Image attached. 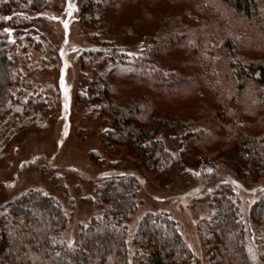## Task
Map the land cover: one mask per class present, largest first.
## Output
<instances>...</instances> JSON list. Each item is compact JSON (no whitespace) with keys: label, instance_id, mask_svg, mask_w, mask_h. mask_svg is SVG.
Returning <instances> with one entry per match:
<instances>
[{"label":"trees","instance_id":"16d2710c","mask_svg":"<svg viewBox=\"0 0 264 264\" xmlns=\"http://www.w3.org/2000/svg\"><path fill=\"white\" fill-rule=\"evenodd\" d=\"M48 1L0 0L2 155L6 141L46 128L55 100L52 93L27 92L12 51L22 39H35L18 34L46 14ZM178 1L145 0L143 10L136 0H86L84 28L121 37L116 42L93 35L92 50L82 54L88 89L77 99L92 121L108 123L101 136L107 154L122 151L156 177L184 175L191 167L206 178L217 163L203 156L226 145L219 162L238 179L264 177V124L256 129L250 123L255 111L264 112V0H187L180 12ZM219 2L241 25H233ZM125 4L134 6L131 13ZM245 38L257 39L250 55L238 47ZM131 83L141 88L130 90ZM189 87L205 102L194 114L169 102L159 109L157 92L183 94ZM163 129L180 135L174 150L159 138ZM138 193L133 174L94 182L85 200L100 214L81 226L77 247L64 239L67 214L53 197L36 188L18 194L0 206V264H193L178 225L165 212L144 214L130 235ZM205 200L198 235L207 264H264V194L249 210L261 230L253 249L234 187L221 183Z\"/></svg>","mask_w":264,"mask_h":264},{"label":"rangeland","instance_id":"374dc122","mask_svg":"<svg viewBox=\"0 0 264 264\" xmlns=\"http://www.w3.org/2000/svg\"><path fill=\"white\" fill-rule=\"evenodd\" d=\"M175 4L180 12L190 2L180 0ZM85 5L86 0H50L46 14L39 17L30 30L23 31V35L18 34V29L13 30L22 38L35 37L27 43H22V39L12 49L20 71L29 83L27 92L52 93L55 100L47 114L44 130H28L18 139L6 141L3 155L0 154V206L28 189L42 190L63 207L68 219L64 239L68 245L77 247L81 226L100 214L96 206L85 200L91 196L94 182L133 174L139 179V204L128 226L130 235L144 214L165 212L178 225L191 251L193 264H207L198 235V223L207 209L205 197L217 185L229 183L240 200L249 246L251 249L256 247L261 240V230L250 220L249 210L264 194V177L238 179L226 162H219V153L229 150L228 145L219 152L203 156V159L217 163L213 174L206 178L191 167L184 175L156 177L139 161L124 157L122 151L111 156L105 152L101 136L109 128L108 123L92 121L77 99V94L88 89V80L83 75L90 76L89 71L85 73L82 68L85 57L82 54L92 50L93 35H99L100 40L111 38L116 42L121 36L101 35L85 29ZM136 6L147 9L145 0H136ZM125 7L131 13L134 6L125 4ZM217 7L230 15L231 20L233 18V25H241L220 2ZM256 43V38H245L238 47L242 53L250 55L251 46ZM172 58L169 56L168 60ZM128 88L137 90L141 87L131 83ZM187 92L191 93V99ZM157 96L159 109L169 102L187 116L205 104L194 87L185 89L183 94L160 91ZM254 114L256 122L250 123L257 129L264 124V112L255 111ZM159 138L166 148L174 150L180 135L163 129Z\"/></svg>","mask_w":264,"mask_h":264}]
</instances>
